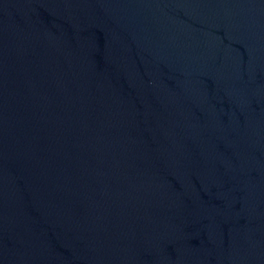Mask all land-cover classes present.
I'll list each match as a JSON object with an SVG mask.
<instances>
[{
  "label": "water",
  "instance_id": "95a60500",
  "mask_svg": "<svg viewBox=\"0 0 264 264\" xmlns=\"http://www.w3.org/2000/svg\"><path fill=\"white\" fill-rule=\"evenodd\" d=\"M0 264H264V0H0Z\"/></svg>",
  "mask_w": 264,
  "mask_h": 264
}]
</instances>
